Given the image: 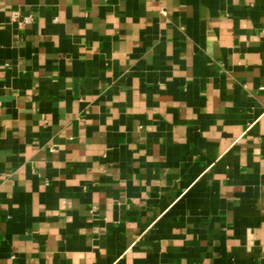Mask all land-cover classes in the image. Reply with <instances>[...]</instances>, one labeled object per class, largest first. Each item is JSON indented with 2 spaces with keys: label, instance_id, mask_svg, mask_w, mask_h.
I'll return each mask as SVG.
<instances>
[{
  "label": "crops",
  "instance_id": "0c3cea01",
  "mask_svg": "<svg viewBox=\"0 0 264 264\" xmlns=\"http://www.w3.org/2000/svg\"><path fill=\"white\" fill-rule=\"evenodd\" d=\"M0 264H264V0H0Z\"/></svg>",
  "mask_w": 264,
  "mask_h": 264
},
{
  "label": "built area",
  "instance_id": "2783aa9c",
  "mask_svg": "<svg viewBox=\"0 0 264 264\" xmlns=\"http://www.w3.org/2000/svg\"><path fill=\"white\" fill-rule=\"evenodd\" d=\"M12 18L17 21L20 27L31 24L33 22L32 15L19 16L17 12L12 13Z\"/></svg>",
  "mask_w": 264,
  "mask_h": 264
}]
</instances>
